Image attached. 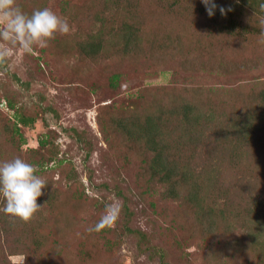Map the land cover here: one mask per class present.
<instances>
[{"label":"rangeland","instance_id":"1","mask_svg":"<svg viewBox=\"0 0 264 264\" xmlns=\"http://www.w3.org/2000/svg\"><path fill=\"white\" fill-rule=\"evenodd\" d=\"M110 1L15 0L16 6L27 15L39 9L52 10L68 21L70 32L57 33L46 46H36L31 53L17 49L10 61L0 63V162L16 157L26 162H42L43 156L47 157L46 154L52 151L58 150L60 156L67 152L81 175L82 185L78 187L83 193L68 185L64 171L53 167L55 162L45 163L41 178L47 186L38 198H42L41 207L29 223L23 224L22 220L0 211V264H163L160 255H164L169 264H264L260 249L250 251L248 247L252 240L242 235L238 224L229 223L238 212L229 213L234 209L236 194L244 185L248 188L254 185V178L249 174L254 159L247 158L248 164L243 169L229 167L227 173L219 175L214 182L217 187L212 190V195L193 205L200 212L204 209L203 213L207 214L204 219L188 207L180 208L181 204L170 201L166 195L158 196V202L153 206L150 199L145 198L143 202L137 200L130 210H126L124 200L112 187L106 189L103 185L95 187L89 183L83 162L86 153L70 136L71 129L77 128L95 140L97 145L87 166L94 169L96 183L115 184L112 179L115 164L130 159L126 169H131L129 177L132 179L137 172L135 167H139L138 159L146 153L142 144L136 152L130 150L129 157H126L125 145L119 144L108 150L98 118L101 113L108 115L115 104L121 105L126 115L140 114L142 121L147 115L157 118L164 124L162 127L170 131L167 139L172 142L179 135H185L179 126L183 100L197 103L196 115L205 116L206 106L215 101L213 93L228 90V102L234 103L236 112L251 115L252 122L261 128L260 132L264 131V100L259 96L264 90V16L253 15L251 8L236 5V15L256 25L252 33L240 35L239 30L235 35L219 31L213 34L200 28L204 21L201 19L195 22L193 27H197L194 28L190 22V29H193L188 35L182 34V46L172 45L158 54L152 42L153 18L162 17L157 9L173 16L167 26L160 25L165 31V28L174 26L177 7L185 6H172L170 2L173 0H148L145 5L139 2L138 8L136 3L134 13L125 11L123 6L114 7V17H111L106 15L111 8ZM189 1L179 0V4L190 5ZM141 8L151 13L140 29L142 37L131 45L112 39L124 29V18L130 17L136 26L143 23L141 16L137 15ZM146 13L142 15L146 16ZM104 17L109 20L103 29L107 40L102 44V53L94 60L82 54L79 43L97 33ZM191 17L202 15L191 11ZM181 20L189 21L186 18ZM178 32L176 30L172 35ZM216 36H219V42ZM154 55L159 58L155 60ZM115 73L119 78L113 87L110 78ZM8 101H12L15 108L9 107ZM16 109L35 116L36 120L32 127L23 129L27 144L19 143L21 146L11 138L9 131H4L14 125ZM204 122L208 121L202 117L200 123ZM222 122L227 123L226 120ZM220 123L216 118L208 124H192V134L196 136L205 130L210 133ZM193 135L190 133V142L186 145L191 153L195 148ZM41 137L49 138L52 146L36 149ZM218 139L208 137L209 146L202 141L203 147L211 150L219 145L217 150L227 149L222 148L224 143L219 144ZM260 144L262 152L258 150L257 154L262 158L264 136ZM106 151L111 154L108 163ZM186 151L183 154H188ZM129 183L122 186L126 188ZM53 192L63 200L60 206ZM109 204L119 209L113 225L98 232L89 231L105 214V206ZM3 206L4 199L0 197V209ZM47 207L53 211L46 210ZM39 212L47 220L41 219L44 224L40 232L46 248L43 245L40 253L47 248L51 251L46 257L39 255L37 259L39 251L35 250V257L27 263V251L23 249L25 235ZM66 219L71 225L64 228L62 225ZM129 228L148 232L151 250H145V244L130 233ZM107 238L111 244H106Z\"/></svg>","mask_w":264,"mask_h":264},{"label":"trees","instance_id":"2","mask_svg":"<svg viewBox=\"0 0 264 264\" xmlns=\"http://www.w3.org/2000/svg\"><path fill=\"white\" fill-rule=\"evenodd\" d=\"M147 1L148 0H111V8L106 15L114 17V15H112L114 13L112 8L118 6H123L125 11L134 13V6L136 3L138 8L139 2H143L142 5H145ZM190 1V5H180L179 0L170 2L172 6L185 7H177V20L174 26L165 28V31L161 30L160 25L164 23L167 26V22H170L173 16H170V14L168 15V13L165 11L163 12V10L159 11V8L157 9V13H162V17L156 16L153 18L152 32L154 37L152 38V42L156 45L158 54L163 52V50H168L172 45L178 44V46H182V34H190V30L192 32V29L197 27V25L193 27L195 22L201 19L204 21H202L200 28L202 27L207 30V32L213 34L215 31H219L222 32V34L235 35L239 30L240 35L248 32L252 33V31L256 30V25H252L249 21L238 17L236 15V5L251 8L253 15L264 16V0H215L218 7L215 15L212 17L208 15L202 0ZM220 6L225 9L230 8L231 10L227 11L226 15L221 14L219 11ZM146 10L141 8L137 11V15H140L143 19V23H140L139 26H136L133 21H130V17L124 18V23L126 24L123 27L124 29L121 27L122 32L119 35H115L112 39L119 43H125V45L134 44L133 42L140 39L142 37L140 29L145 23L144 20L151 17V13L144 12ZM191 11L198 12L202 17L192 19ZM144 13H146V16L142 15ZM99 18L102 19V17ZM183 18L189 21L181 20ZM158 19L161 21L159 22ZM101 21L103 23L97 33L94 36L84 38V40L79 43L82 54L94 60L102 53V44L107 40V38H104L105 34L103 29L107 27L109 20L104 17ZM262 21L264 22V18H262ZM190 22H192L193 27L191 29ZM176 30L179 31V34L172 35ZM163 35L167 36L164 37ZM215 39L218 42L220 41L219 36ZM158 58V55H154L155 60ZM118 78L119 75L116 73L111 76L110 84L113 87L116 86ZM221 93H213L215 95V101L212 105L209 103V105L206 106L207 115L205 116L204 114L196 115L197 103H192L188 100L182 101V99H180L182 101V111L180 112L182 120L179 126H181L182 134L185 133V135H179L176 137V140H172V142L167 139V132L170 131L165 130V128L162 127L164 124L160 123L157 118L152 116L147 115L145 120L142 121L140 114L126 115L122 112V106L117 104L112 107L113 110H110L108 115H106V113L99 114L100 132L103 140H105L108 145V150H113V148L119 144L125 145L126 157H129L130 150L136 152L141 148L142 144L143 150L146 151L145 155L138 159L139 167H135L137 168V172L132 175V179L129 177L131 169H126L130 159L124 160V163L115 164L113 168V173H115L112 175V179L115 180L113 183L115 184L111 182H104L102 184L96 183L94 169L90 165L87 166L95 150V146L97 145L95 140L90 139L85 131H79L77 128L71 129L70 136L80 143L79 147L81 151L86 153L83 162L86 165L85 171L89 183L95 185V187L103 185L106 189L112 187L111 189L115 190L124 200V207L126 210H130L137 200L143 202L145 198L150 199V204L153 206L158 202V196L161 195L164 197L166 195L170 201L181 204L180 208L186 209V207H188L189 210L195 211L200 218L202 217V219H204L207 216V214L203 213L204 209L200 212V209L196 210V206L193 207V205L212 195V190L217 187V184L214 182L218 179L219 175L227 173L229 167L238 166L239 169H243L248 164L247 162L249 160L247 158L254 159L253 168H250L249 171V174H252L254 178V185L250 188L244 185L242 187L243 189L236 194L235 204L233 205L234 209L231 211L229 210V213L233 215L232 213L234 211L238 210V212L232 216L233 219L229 223L232 225L238 224L242 229V235L248 236L252 240V244L248 247L250 251H259L260 249L261 253L264 255V155L260 158L257 154L258 150L262 152L260 140L262 136H264V131L260 132L261 128L257 127V125L252 122L251 115L244 116L236 112V108L233 107L234 103L231 102L230 104V102H228L229 98L226 96L228 90ZM179 94L181 93H178V95ZM259 96L264 100V90L261 91ZM8 105L11 108H15L12 101H8ZM235 106L240 109L236 104ZM202 117L207 119L208 122H204L206 124L216 118L221 123L214 131L210 133L206 130L201 131L195 136L192 134V124H199V126L204 124L200 123ZM223 120H226L227 123H223ZM13 121L14 125L6 127L4 131L6 133L9 131L11 138H13V140L15 138L14 141H16L18 146L27 144L23 129L25 127H32L35 124V116H28L21 110L16 109L15 119ZM184 126L187 127H185V131L183 132ZM190 133L194 136L192 142L195 144L192 153L189 152L190 149L188 151L186 148V145L190 142ZM210 136L213 139H217L218 137L219 144L224 143L222 144V148L225 147L227 149L217 150L219 145L211 150H208V147H203L205 145L202 144V141H204V143L206 142L207 146H209L207 138ZM19 143L21 145H19ZM52 144L53 142H51L49 138L41 137L39 139V146L36 149H43L44 147L52 146ZM184 151L188 152V154H183ZM105 154L108 159H106V163H108V161L111 160V154L107 151ZM46 155L47 157L43 156L42 162H36L35 160L28 161V163L36 166L38 169L36 174L41 177L45 163L49 164L50 162H55L56 165L54 164L53 167L60 168L64 171V177L68 185L83 193L78 187L82 185L81 175L75 168L73 160L68 153L66 152L63 156H60L59 151L55 150ZM126 182L131 183L124 188L122 184ZM53 194L60 206L63 200H60V195H57L55 192H53ZM261 197L262 201L260 200ZM135 198L137 199L135 200ZM37 200L41 205L40 200ZM47 209L53 211L51 207H47L46 210ZM160 213V216H162V212ZM12 218L19 219L16 217ZM41 219L46 220L43 214L40 215L39 212V216L34 218L33 224L29 227V232L25 235L27 238H25L23 249H26L28 252H26L28 256L27 263L35 257L36 251H39L37 259L39 255L40 257H46L51 251L47 248L45 249L46 252L44 250L42 254L40 253V249L43 245H45L46 248L45 240L42 238L40 232L44 224L41 222ZM28 221L25 222L22 220L23 224L29 223ZM65 222L62 227L67 228L71 225L68 219H66ZM129 232L136 235L139 241L145 244V247H143L145 250H151V239L148 232L135 228H129ZM29 241L31 244L28 243ZM237 241L240 242L238 239ZM46 242H48V239ZM105 242L106 244H111L108 238ZM32 248L34 250H32ZM163 257L164 255H160V259H163L162 263L169 264Z\"/></svg>","mask_w":264,"mask_h":264},{"label":"clouds","instance_id":"3","mask_svg":"<svg viewBox=\"0 0 264 264\" xmlns=\"http://www.w3.org/2000/svg\"><path fill=\"white\" fill-rule=\"evenodd\" d=\"M210 17L215 15L218 5L215 0H202ZM220 6L221 14L227 11ZM0 63H7L17 49L31 53L34 47H44L57 33L68 34L70 25L50 9L35 10L25 14L15 0H0ZM36 166L16 157L0 162V197L4 206L0 211L25 222L41 207L37 199L44 194L47 183L39 175ZM119 209L112 204L105 206V214L89 231H100L111 227L118 217Z\"/></svg>","mask_w":264,"mask_h":264}]
</instances>
